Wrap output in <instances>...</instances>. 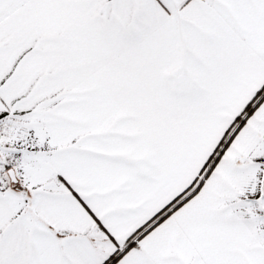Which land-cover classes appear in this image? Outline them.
I'll list each match as a JSON object with an SVG mask.
<instances>
[{
	"label": "snow or ice",
	"instance_id": "snow-or-ice-1",
	"mask_svg": "<svg viewBox=\"0 0 264 264\" xmlns=\"http://www.w3.org/2000/svg\"><path fill=\"white\" fill-rule=\"evenodd\" d=\"M0 264H264V0H0Z\"/></svg>",
	"mask_w": 264,
	"mask_h": 264
}]
</instances>
